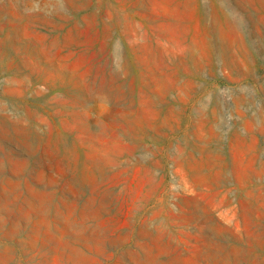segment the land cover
Segmentation results:
<instances>
[{
  "label": "rangeland",
  "instance_id": "374dc122",
  "mask_svg": "<svg viewBox=\"0 0 264 264\" xmlns=\"http://www.w3.org/2000/svg\"><path fill=\"white\" fill-rule=\"evenodd\" d=\"M264 0H0V264H264Z\"/></svg>",
  "mask_w": 264,
  "mask_h": 264
},
{
  "label": "bare ground",
  "instance_id": "6f19581e",
  "mask_svg": "<svg viewBox=\"0 0 264 264\" xmlns=\"http://www.w3.org/2000/svg\"><path fill=\"white\" fill-rule=\"evenodd\" d=\"M264 248V247H263Z\"/></svg>",
  "mask_w": 264,
  "mask_h": 264
}]
</instances>
